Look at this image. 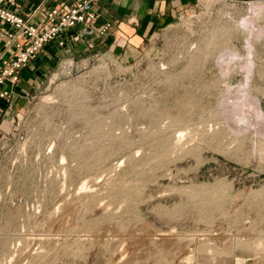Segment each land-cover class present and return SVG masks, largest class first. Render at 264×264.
<instances>
[{
    "label": "rangeland",
    "instance_id": "obj_1",
    "mask_svg": "<svg viewBox=\"0 0 264 264\" xmlns=\"http://www.w3.org/2000/svg\"><path fill=\"white\" fill-rule=\"evenodd\" d=\"M253 1L187 0L131 60L36 76L0 117V264H264Z\"/></svg>",
    "mask_w": 264,
    "mask_h": 264
},
{
    "label": "crops",
    "instance_id": "obj_2",
    "mask_svg": "<svg viewBox=\"0 0 264 264\" xmlns=\"http://www.w3.org/2000/svg\"><path fill=\"white\" fill-rule=\"evenodd\" d=\"M186 1H96L91 10L97 13V19L90 34L72 41V31H67L63 35L64 45H58L56 41L47 43L29 65L19 70L17 83L7 81L3 84L11 92V97L0 100V117L9 115L13 108L24 101L29 90L38 84L37 75L39 81L44 82L47 77L45 71L49 66L58 64L64 72L70 64L92 60L93 56L100 55L131 60L143 49L146 36L179 15ZM1 4L23 15L34 13L35 20H43L44 9L55 5L52 0H1Z\"/></svg>",
    "mask_w": 264,
    "mask_h": 264
},
{
    "label": "built area",
    "instance_id": "obj_3",
    "mask_svg": "<svg viewBox=\"0 0 264 264\" xmlns=\"http://www.w3.org/2000/svg\"><path fill=\"white\" fill-rule=\"evenodd\" d=\"M52 1L55 5L44 9L43 20H35L34 13L20 14L4 7L0 0V100L11 97L3 84L17 83L19 70L29 65L47 43L64 45L67 31H72V41L91 33L97 19L91 7L98 0Z\"/></svg>",
    "mask_w": 264,
    "mask_h": 264
},
{
    "label": "bare ground",
    "instance_id": "obj_4",
    "mask_svg": "<svg viewBox=\"0 0 264 264\" xmlns=\"http://www.w3.org/2000/svg\"><path fill=\"white\" fill-rule=\"evenodd\" d=\"M253 3H255V4H259V3H264L263 1H253Z\"/></svg>",
    "mask_w": 264,
    "mask_h": 264
}]
</instances>
